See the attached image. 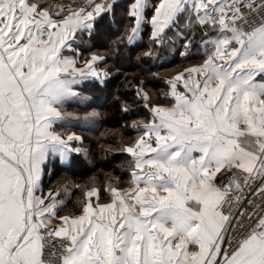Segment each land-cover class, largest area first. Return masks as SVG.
<instances>
[{
    "label": "snow or ice",
    "instance_id": "1",
    "mask_svg": "<svg viewBox=\"0 0 264 264\" xmlns=\"http://www.w3.org/2000/svg\"><path fill=\"white\" fill-rule=\"evenodd\" d=\"M146 28L137 60L202 59L113 97L122 118L146 111L106 148L128 155V186L46 188L103 115L67 105L98 103ZM0 264H264V0H0Z\"/></svg>",
    "mask_w": 264,
    "mask_h": 264
},
{
    "label": "trees",
    "instance_id": "2",
    "mask_svg": "<svg viewBox=\"0 0 264 264\" xmlns=\"http://www.w3.org/2000/svg\"><path fill=\"white\" fill-rule=\"evenodd\" d=\"M127 0L120 3H126ZM149 29H145L144 42L139 47L130 50V53L124 57H117L110 60V63H115L121 70L119 73L114 71V78L109 80L108 88L104 92L95 91V95L92 91L88 92V95L92 99L98 100V103H91L87 107L72 106L81 113L85 111H91L92 108H98L102 115L101 122L95 130L89 129H77L78 132H82L85 137V145L89 149L87 158L83 155L76 157L77 163L71 167L61 166L57 159L50 167L53 168L52 174L45 175V185L47 187H54L57 184L62 183L64 179L70 180L75 184H84L89 181L91 177H95L97 186L101 188V194L103 198L108 197V194L103 191V186L109 177H119L120 179L129 175L126 167V161L128 156L124 153H115L106 151L107 146L119 147V137L121 134L125 138H131L135 133L128 128L122 127L125 120L129 122L132 119H139L146 115L145 110H141L138 116L123 117L116 108V103L113 99L115 95L125 93L124 83L127 75L128 79H131L133 73H139L147 80L148 87L159 93L160 90L165 89V85L162 80L157 77L151 76L150 73H159L160 76L167 74H174L175 71L184 67H188L190 64L196 63L202 59L200 55H190L187 59L182 58L179 54L183 49L177 48L174 50L164 51V60H137V54L145 50L147 44V33ZM199 37H197L198 39ZM106 40H101V44H106ZM98 44V47L101 46ZM195 52V49H193ZM139 76L137 77V79ZM119 90V91H118ZM131 95V93H127ZM105 97L107 99L105 100ZM155 102L165 103L169 100H165L158 94L154 97ZM103 104V107H100ZM117 130L115 134H109L101 137V133L108 132V130ZM81 196V192L76 189H71V196L65 199L66 207L61 212L71 213L77 210L76 200Z\"/></svg>",
    "mask_w": 264,
    "mask_h": 264
},
{
    "label": "crops",
    "instance_id": "3",
    "mask_svg": "<svg viewBox=\"0 0 264 264\" xmlns=\"http://www.w3.org/2000/svg\"><path fill=\"white\" fill-rule=\"evenodd\" d=\"M123 2L124 0H120V2ZM199 61H197L196 63H198ZM87 95H88V93H87ZM89 96V95H88ZM90 97V96H89ZM172 101H168V102H165V103H162V104H170ZM72 104V106H79L78 104H75V103H71ZM71 104H68L67 105V108L71 105ZM73 108H75V107H73ZM72 107L71 108H68V110L69 111H72V109H73ZM77 130V129H76ZM127 155V154H126ZM128 156V155H127ZM52 168V167H51ZM52 171H53V168H52ZM129 180H130V175H128V176H125L124 178H122V179H120V187H127L128 186V182H129ZM109 199V196L108 197H106V198H103V194H101V202H106L107 200ZM61 214H65V212H61Z\"/></svg>",
    "mask_w": 264,
    "mask_h": 264
},
{
    "label": "rangeland",
    "instance_id": "4",
    "mask_svg": "<svg viewBox=\"0 0 264 264\" xmlns=\"http://www.w3.org/2000/svg\"><path fill=\"white\" fill-rule=\"evenodd\" d=\"M72 111H77V110H75V109H72ZM78 112H80V111H78ZM81 113V112H80ZM82 114V113H81Z\"/></svg>",
    "mask_w": 264,
    "mask_h": 264
},
{
    "label": "built area",
    "instance_id": "5",
    "mask_svg": "<svg viewBox=\"0 0 264 264\" xmlns=\"http://www.w3.org/2000/svg\"><path fill=\"white\" fill-rule=\"evenodd\" d=\"M65 2H67V0H65Z\"/></svg>",
    "mask_w": 264,
    "mask_h": 264
}]
</instances>
